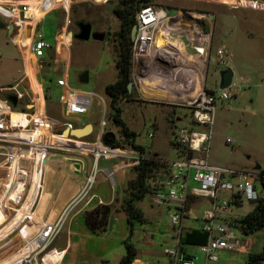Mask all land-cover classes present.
<instances>
[{
    "label": "built area",
    "instance_id": "built-area-1",
    "mask_svg": "<svg viewBox=\"0 0 264 264\" xmlns=\"http://www.w3.org/2000/svg\"><path fill=\"white\" fill-rule=\"evenodd\" d=\"M222 3L231 7L264 9V0ZM34 5L28 0H0V14L7 17L8 30L12 33L9 38L16 40L24 61V69L19 77L12 83L0 86V210L5 216L11 213L14 225L30 217L32 205L40 190L45 157L53 149L72 146L56 141L53 136L79 139V136L62 134L65 127L68 130L75 128L72 122L61 123L45 114L43 79L39 74L47 50L55 49L56 54L64 49L68 51L71 32L67 29V18L57 28L54 45L45 40L41 25L45 13L52 8H63L64 1L52 5L37 18L32 15ZM171 9L156 0H147L136 10L130 62L132 69L143 61V74L151 73L158 77L165 87L177 86L185 91L189 82L196 80L198 83V93L186 102L188 121L181 126H174L172 131L170 144L175 151V159H167L150 145L139 148L126 142L116 145L103 142L102 135L108 131L105 126L109 120V105L106 106L104 100L98 97L101 112L95 132L91 139L80 141L86 144L82 147L91 155V166L81 189L55 221L44 222L34 234L24 235L22 245L11 258V264H54L59 261L62 250L49 248V244L60 231L67 213L89 193L101 158L115 160L122 167H134L149 161L160 164L147 181V194L150 204L166 210L169 222L176 229L174 244L164 248L168 257L165 264H195L197 256L187 250V245L191 244L181 243L183 233L192 229L205 234V241L195 244L203 253V264H217L220 251H236L239 247L247 246V234L242 231L240 223L244 214L232 208L240 206L243 200L252 202L254 206L258 199L264 198V170L211 163L208 154L216 101L235 95L243 84L249 82V77L237 74L235 81L231 78L224 88L206 89L204 70L211 47V32L192 29L193 18L187 15L188 10L182 9L179 13L181 8H175L176 11L171 14ZM28 23H31L29 30ZM187 46L194 52H186ZM215 55L217 67H226L229 55L223 45L216 46ZM26 61L31 65L29 72ZM50 82L60 88L58 101L63 116L69 118L88 112L94 94L70 87L65 67L61 74L52 76ZM17 89L22 92L21 100ZM37 92L40 94L39 101ZM7 94L15 95V104ZM146 135L153 137V130ZM233 141L231 136L225 139L228 144ZM93 196L85 200V203ZM27 199L28 203L25 204ZM195 199L206 201L200 215L193 217L200 224H190L183 231L186 225L182 221L189 217L188 204ZM98 201L101 202L99 197ZM23 205L25 212L13 221L17 210Z\"/></svg>",
    "mask_w": 264,
    "mask_h": 264
},
{
    "label": "rangeland",
    "instance_id": "rangeland-1",
    "mask_svg": "<svg viewBox=\"0 0 264 264\" xmlns=\"http://www.w3.org/2000/svg\"><path fill=\"white\" fill-rule=\"evenodd\" d=\"M60 1H64L63 8L50 9L45 13L41 25L45 40L50 45H54L57 28L62 25L63 19L67 18V29L68 32H71L68 51L61 49L62 51L56 54L55 49L47 50V55L39 68L40 77L47 78L49 74L52 76L61 74L65 67L67 83L70 87L90 91L94 95L91 98L88 112L68 118L62 115L58 101L60 88L44 79L42 85L45 114L60 120L61 123L72 122L74 126H78L76 125L78 117H81L83 120L92 122V133H94L101 112L98 97H101L108 106L109 97L104 91V86L113 82L117 77L115 43H117L116 35L119 31V18L112 12V9L107 10L105 2L100 0H28L30 4H35L33 6L35 12H44ZM109 1L113 3V6L117 2V0ZM156 1L170 8L207 11L214 14V24L211 26V47L208 50L204 70L206 87L213 89L218 87L219 68L216 66L215 48L219 44H222L229 54L227 66L233 70V80L235 81L237 74L249 77V82L243 84L235 95L222 101H216L209 140V161L243 169L255 168L257 164L260 168H264V9H253L246 6L231 7L222 3L234 0ZM6 19L5 15L0 14L1 22H5ZM80 20L88 21L91 29L104 31L105 36L102 39H95L91 36L87 39L75 37V33L78 31L77 22ZM31 23H28V30ZM184 41L186 42V40ZM186 52L193 53L194 50L187 46ZM56 56L59 57V60L58 57L55 60ZM27 63L28 61H26ZM234 66H236V71ZM23 69L24 61L16 40L9 38L8 30L0 26V86L12 83L19 77ZM84 71L87 73V79L79 81L78 75ZM34 83L33 80L32 84L34 85ZM18 90L21 95L19 100H21L22 92L20 89H17V92ZM133 90L131 86L129 100L121 97L116 100V104L119 106L122 121L135 133L134 142L151 143L161 155L169 160L175 159V151L170 144V139L174 126H181L188 121L187 109L177 110V105L166 104L162 101H142L135 97ZM39 100L40 98L37 99V101ZM105 129L112 131L115 137L120 139L119 126L112 120L107 121ZM151 130H153L154 136L149 138L146 133ZM227 136L233 138L234 141L231 144L225 142ZM60 143L86 146L76 139L69 138ZM102 161H99V166ZM128 170L129 174L120 194L119 207L123 212V201L129 192L127 181L135 175L134 167H128ZM149 198V195L145 193L141 198L135 200V203L143 210L137 206L142 212L144 221L135 220L133 224L130 241L135 249L134 258L143 260L144 264H165L168 257L164 248L174 244L176 229L169 222L166 210L150 204ZM26 203H28V199ZM110 205L113 207L115 204L112 202ZM76 206L77 204L74 207L76 208ZM204 206H206V201L192 200L188 204V216H199ZM252 208V202L243 200L240 206L232 209L245 214ZM73 210L74 208L71 212ZM24 212L25 210L18 209L13 221L18 220ZM4 217V212L0 210V224ZM108 219L111 225L118 226L121 223L123 228L127 227L126 218L120 211L116 212L111 209ZM182 224L186 225L183 226V231L189 227L188 220H183ZM189 224L191 226L199 225L200 221L193 220ZM12 226L13 222L3 227L0 225V235ZM63 233L64 229H60L56 236L60 237ZM263 239L264 226L247 234L248 244L246 247H239L236 251H220L217 264H246V254L259 251ZM4 242L5 239L0 240V249L6 246ZM121 249L122 252L126 251L125 245ZM187 250L197 256L195 264H203V253L198 246L187 245ZM93 263L118 264L113 255L109 256L107 262L94 259L91 264ZM262 264H264V259Z\"/></svg>",
    "mask_w": 264,
    "mask_h": 264
},
{
    "label": "crops",
    "instance_id": "crops-1",
    "mask_svg": "<svg viewBox=\"0 0 264 264\" xmlns=\"http://www.w3.org/2000/svg\"><path fill=\"white\" fill-rule=\"evenodd\" d=\"M188 14L193 18L191 28L194 30L196 28L201 30L205 28L204 31L211 32V38V26L214 24V14L198 10H189ZM142 64L143 61H140L131 69L132 88L137 99L175 104L177 105L176 109L180 110L186 109V102L199 91L196 80L189 82L188 88L185 91L177 86L173 88L165 87L158 77L151 73L148 75L143 74ZM218 68L220 69V67ZM218 82L219 79L217 85ZM204 87L206 89H213L206 87L205 84ZM89 124L91 125V130L85 135H80L79 139H77V141L79 140L78 142L89 140L93 136L92 122L78 117L76 124L78 126H75V128H85ZM135 143L140 144L138 142ZM140 145H150L159 153L151 143ZM100 160L103 161L99 166ZM99 161L97 164L96 180L87 194L88 196L83 197L77 203L76 208L73 207L74 210L71 212V209L67 213L61 227V229H64L63 235L60 237L58 235L55 236L49 244V248L62 250V257L54 264H91L94 259L107 262L111 255L115 256L118 263L119 258L125 253V251L122 252L121 248L124 246L123 239L128 234L127 227L123 228L121 223L118 226L116 224L111 225L108 219L106 227L102 232L93 233L88 230L83 220L84 210L90 209L98 203L110 204L113 202L115 205L112 209L116 212L120 211L125 216L119 205L120 194L129 174L128 167H122L112 159L101 158ZM90 166L91 155L81 145H73L50 151L42 163L41 186L32 205L29 219H24L18 225L13 224L12 227L0 235V240L5 239L4 243H6V246L0 249V264H11V261L8 260L12 258L16 250L22 245L25 234L32 235L42 223L52 222L57 219L67 203L81 189L86 172ZM91 196L93 197L85 203V200ZM98 197L101 202L98 201ZM136 206L138 205L136 204ZM19 210H25V206L23 205ZM184 220H188L187 225H190L189 223L193 221V217L189 216ZM11 221V213H7L0 225L3 227L7 224H12ZM56 237H58L57 242H55ZM51 259H54V257H51ZM131 264L144 263L143 260L134 258Z\"/></svg>",
    "mask_w": 264,
    "mask_h": 264
},
{
    "label": "trees",
    "instance_id": "trees-1",
    "mask_svg": "<svg viewBox=\"0 0 264 264\" xmlns=\"http://www.w3.org/2000/svg\"><path fill=\"white\" fill-rule=\"evenodd\" d=\"M147 0H117L112 8V12L119 18V38L115 43L117 58L115 64L117 67V77L113 82L104 86V91L109 97V106L115 109L114 114L110 118L119 126V138H116L112 131H106L102 135L103 142L111 145L119 143H129L133 146L142 148L140 144L134 142V132L122 121L120 117V109L116 104L118 98L129 100L130 90L127 89V82L131 80V62L130 48L131 38L130 29L135 23L134 15L136 10ZM41 76V75H40ZM48 82L52 79V74L47 78L41 77ZM46 96V93H45ZM160 164L154 161L141 163L134 166L135 175L127 181L129 192L123 201V210L126 216L128 234L123 239L126 247L125 253L119 258L118 264H131L134 260L135 249L130 241L134 221H144L141 210L136 206L135 200L141 198L148 192V179L159 169ZM260 168V167H259ZM264 170V168H262ZM264 186V182H262ZM264 198L257 200L253 208L245 213L240 220L241 229L245 234L257 230L264 226ZM112 206L110 204L101 203L83 213V220L91 232H100L105 229L108 215ZM205 241V234L198 230L192 229L185 231L181 236V243L200 244ZM246 264H262L264 259V239L261 249L257 252H248L246 254Z\"/></svg>",
    "mask_w": 264,
    "mask_h": 264
},
{
    "label": "water",
    "instance_id": "water-1",
    "mask_svg": "<svg viewBox=\"0 0 264 264\" xmlns=\"http://www.w3.org/2000/svg\"><path fill=\"white\" fill-rule=\"evenodd\" d=\"M105 5H106L107 10H111L113 7V3L109 0H105ZM175 11H176V9L172 8L170 10V13L173 14ZM181 11H182V9L179 10V13ZM77 26H78V31L75 33V37H77V38L87 39L89 36H91L92 38H95V39H102L104 37V31H96V30L91 31V25L88 21L80 20L77 22ZM134 33H135V25L133 24L131 29H130V38L131 39H133ZM11 34H12L11 31L8 30V36ZM218 74H219L218 87L224 88L230 83L232 75H233V71H232L231 67L226 66L224 68H220L218 70ZM78 79H79V81H86V79H87L86 71L80 73L78 75ZM126 85H127V89L130 90L131 86H132V81L131 80L128 81ZM7 97L11 100V102L13 104L16 103L15 95L7 94ZM114 112H115V109L113 107H110L109 112H108V119H110L112 117ZM90 130H91L90 124L85 128H74L71 130H68L67 127H65L62 130V134H64V135L72 134L74 136H80V135L87 134ZM259 167L260 166L258 164L255 165V168H259ZM180 249L182 251L184 250L183 247H180Z\"/></svg>",
    "mask_w": 264,
    "mask_h": 264
},
{
    "label": "flooded vegetation",
    "instance_id": "flooded-vegetation-1",
    "mask_svg": "<svg viewBox=\"0 0 264 264\" xmlns=\"http://www.w3.org/2000/svg\"><path fill=\"white\" fill-rule=\"evenodd\" d=\"M33 14L32 15H34L35 16V18H37L38 16H40L43 12H41V11H34V12H32ZM35 13H37V14H35ZM0 26H2V27H5L7 30H8V24L6 23V21L5 22H1L0 21ZM94 29H91V31H93ZM119 32V31H118ZM104 36H105V33H104ZM117 36V41H118V38H119V33L116 35ZM28 70H30V66H29V69Z\"/></svg>",
    "mask_w": 264,
    "mask_h": 264
},
{
    "label": "bare ground",
    "instance_id": "bare-ground-1",
    "mask_svg": "<svg viewBox=\"0 0 264 264\" xmlns=\"http://www.w3.org/2000/svg\"><path fill=\"white\" fill-rule=\"evenodd\" d=\"M29 63H27L26 64V69H27V71H28V69H29ZM55 139H56V141H58V142H64L65 140H66V137H62V138H59V137H55V136H53Z\"/></svg>",
    "mask_w": 264,
    "mask_h": 264
}]
</instances>
